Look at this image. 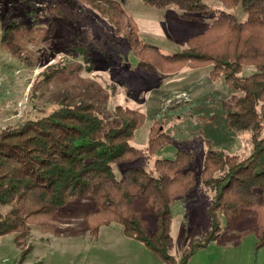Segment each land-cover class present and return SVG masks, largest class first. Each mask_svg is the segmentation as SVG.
<instances>
[{
    "label": "rangeland",
    "instance_id": "374dc122",
    "mask_svg": "<svg viewBox=\"0 0 264 264\" xmlns=\"http://www.w3.org/2000/svg\"><path fill=\"white\" fill-rule=\"evenodd\" d=\"M119 1L126 10L121 27L106 13L105 0H0V131L40 117L63 101L84 100L96 106L107 126L122 114L120 106L142 111L143 125L133 139L138 147L147 148L152 126L154 135L159 127L168 135L167 144L155 152L146 149L130 165L152 167L156 158H173L182 147L195 153L196 172L210 148L249 155L251 132L228 127L224 102L233 90L222 74L210 75L212 64L184 63L162 71L139 62L148 56L143 41L165 53L180 51L212 23L215 13ZM207 3L246 18L238 5ZM254 70L246 64L241 74ZM129 164L115 163L116 175L121 177ZM212 196L211 189L200 185L174 204L173 264L216 234L208 213ZM93 207L91 198L69 203L48 221L32 224L20 245L16 232L0 235V264H168L144 242L126 235L119 222L92 234L85 214ZM7 209L1 206L0 213ZM219 222L218 238L197 248L186 264H264V246L256 245L247 217L229 226L221 215Z\"/></svg>",
    "mask_w": 264,
    "mask_h": 264
},
{
    "label": "trees",
    "instance_id": "16d2710c",
    "mask_svg": "<svg viewBox=\"0 0 264 264\" xmlns=\"http://www.w3.org/2000/svg\"><path fill=\"white\" fill-rule=\"evenodd\" d=\"M143 1L155 7L215 13L212 23L190 37L189 45L180 51L165 53L143 41L141 49L148 56L139 62L162 71L184 63L212 64L210 75L222 74L233 90L224 102L226 123L233 131L251 132V153L241 158L210 148L200 172L193 166L195 153L185 147L173 158H156L149 168L130 165L146 149L155 152L167 144L165 131L159 127L154 135L152 126L144 149L133 144L136 129L143 125L142 111L120 106L122 114L107 126L92 102L63 101L40 117L0 131V207H8L0 213V235L16 232L20 245L32 224L48 221L75 200L91 198L94 207L85 220L92 234L102 225L119 222L126 235L173 264L174 204L203 185L213 191L208 213L216 234L184 252L177 264H186L197 248L218 238L221 215L229 226L247 217L256 245L264 246V0H220L224 6L238 5L246 14L244 19L220 7L212 9L208 0ZM105 4L106 13L121 27L120 17L126 14L123 4L119 0H105ZM246 64L255 70L241 74ZM121 162L129 165L118 177L113 166Z\"/></svg>",
    "mask_w": 264,
    "mask_h": 264
}]
</instances>
